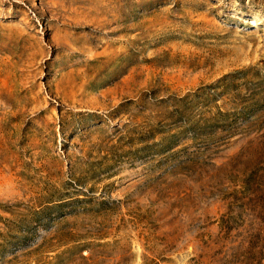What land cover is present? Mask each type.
Segmentation results:
<instances>
[{
    "label": "rangeland",
    "instance_id": "374dc122",
    "mask_svg": "<svg viewBox=\"0 0 264 264\" xmlns=\"http://www.w3.org/2000/svg\"><path fill=\"white\" fill-rule=\"evenodd\" d=\"M0 264H264V0H0Z\"/></svg>",
    "mask_w": 264,
    "mask_h": 264
}]
</instances>
